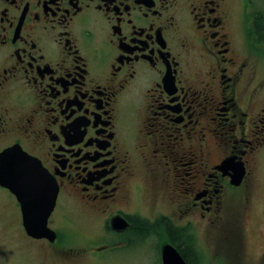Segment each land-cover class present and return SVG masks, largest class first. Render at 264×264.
Returning a JSON list of instances; mask_svg holds the SVG:
<instances>
[{"label":"flooded vegetation","instance_id":"obj_1","mask_svg":"<svg viewBox=\"0 0 264 264\" xmlns=\"http://www.w3.org/2000/svg\"><path fill=\"white\" fill-rule=\"evenodd\" d=\"M252 2L0 0V151L24 150L57 183L46 224L55 237L30 235L16 194L0 191L43 264H120L115 252L136 218L149 224L152 246L165 234L161 263L165 243L178 250L169 225L198 251L202 223L221 252L243 246L238 214L264 173V55L245 19ZM88 215L110 239L71 244L69 225Z\"/></svg>","mask_w":264,"mask_h":264},{"label":"rangeland","instance_id":"obj_2","mask_svg":"<svg viewBox=\"0 0 264 264\" xmlns=\"http://www.w3.org/2000/svg\"><path fill=\"white\" fill-rule=\"evenodd\" d=\"M235 1L241 2V0ZM262 5H264V0H253L251 10L253 11ZM251 10L248 11L245 19H249V14L251 17ZM237 13H240L238 7ZM251 34L252 32H250ZM253 40L255 50L264 55V42L255 41V38ZM244 139L246 140V138ZM76 207L79 212L84 214L88 210L86 205L83 204H76ZM152 207L149 202L142 201L141 208L143 210L149 211L152 210ZM17 214H19V208H17L14 201L0 191V264H43V258L47 263V257L41 254L39 244H32L20 230ZM244 214H246V220L243 227L241 219H243ZM244 214H238L243 246L242 244L238 245L236 249L224 248V251L221 252L220 249L214 248L213 244L210 243L213 233L212 227L204 223H202L204 227L196 226L194 233L197 236H195L194 242L200 254L198 264H240L239 254L241 252L244 254V259L242 256L241 258L245 264H248L246 261L258 264L264 254V173L260 174L255 182L251 202ZM96 220L95 216L88 215L85 225H76V227L69 225L73 233L72 239H70L71 244L85 243V237L87 239L101 237L102 240H105L109 235L97 234ZM155 238L157 244L152 246V240H146L145 237L139 238V241L136 242V238L128 236L126 243L119 245L118 252H115L119 253L120 264H163V262L161 263L159 241L166 238V236L162 233ZM109 239L110 236L107 240ZM216 251L220 253H216ZM115 253L114 255H117ZM96 264L112 263L100 261ZM260 264H264V257Z\"/></svg>","mask_w":264,"mask_h":264},{"label":"water","instance_id":"obj_3","mask_svg":"<svg viewBox=\"0 0 264 264\" xmlns=\"http://www.w3.org/2000/svg\"><path fill=\"white\" fill-rule=\"evenodd\" d=\"M242 175L241 166L234 169L232 182L239 184ZM47 178L49 176L40 161L24 150L18 153L13 145L0 151V185L10 188L16 194L27 222V232L35 237L43 233L53 239L55 233L46 224L58 190L57 183L50 180L48 183ZM162 258L163 264H187L182 254L170 243L163 245Z\"/></svg>","mask_w":264,"mask_h":264},{"label":"trees","instance_id":"obj_4","mask_svg":"<svg viewBox=\"0 0 264 264\" xmlns=\"http://www.w3.org/2000/svg\"><path fill=\"white\" fill-rule=\"evenodd\" d=\"M253 26L252 34L258 41H264V5L262 7L255 8L252 11ZM134 228L130 229L128 236L134 238L146 237L148 235L149 224L145 219H135ZM137 227V228H136ZM168 232L170 240L176 245L182 256L184 257L187 264H198L199 262V251L193 245L192 235L188 232L182 234V231L169 225ZM138 234V235H136Z\"/></svg>","mask_w":264,"mask_h":264}]
</instances>
